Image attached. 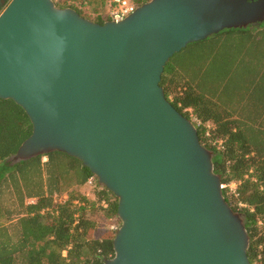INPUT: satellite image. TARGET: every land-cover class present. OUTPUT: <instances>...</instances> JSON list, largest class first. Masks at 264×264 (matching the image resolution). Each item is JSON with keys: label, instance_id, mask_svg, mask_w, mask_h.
<instances>
[{"label": "water", "instance_id": "1", "mask_svg": "<svg viewBox=\"0 0 264 264\" xmlns=\"http://www.w3.org/2000/svg\"><path fill=\"white\" fill-rule=\"evenodd\" d=\"M263 22L264 0H149L103 23L55 0H10L0 98L33 131L8 161L65 152L113 193L120 225L104 264H251L246 216L161 80L188 44Z\"/></svg>", "mask_w": 264, "mask_h": 264}, {"label": "trees", "instance_id": "2", "mask_svg": "<svg viewBox=\"0 0 264 264\" xmlns=\"http://www.w3.org/2000/svg\"><path fill=\"white\" fill-rule=\"evenodd\" d=\"M133 1L139 6L149 0ZM191 45L199 47L183 59H170L161 85L182 114L191 118L192 108L222 182H240L238 196L223 192L246 216L251 264H264V23L224 29ZM32 131L25 109L0 98V264H104L115 254V230L104 220L119 221L118 199L65 152L8 161ZM90 180L92 195L81 189ZM29 198L36 202L27 203Z\"/></svg>", "mask_w": 264, "mask_h": 264}, {"label": "built area", "instance_id": "3", "mask_svg": "<svg viewBox=\"0 0 264 264\" xmlns=\"http://www.w3.org/2000/svg\"><path fill=\"white\" fill-rule=\"evenodd\" d=\"M137 5L133 0H111L110 1V6L108 8V12H107V20H114V21H121L123 19H125L127 16H129L130 14H132L133 12H135V10L137 9ZM187 111L189 112L190 116H191V120L197 121L198 119L197 117L194 115L192 108H188ZM212 127L211 124H208V130H210V128ZM207 134H209V131L207 132ZM216 143H218V145L221 147L223 146V140H219ZM44 161L47 160V157L43 158ZM89 182H92V180H90ZM239 183L238 181H230V182H226L223 183L222 182V188L228 190V192L230 194H233L235 196L239 195L238 192V187H239ZM63 198H67V195L58 198L59 200H63ZM36 202L35 198H29L27 200V203L33 204ZM102 204L104 207H107L108 203L106 200L102 201ZM239 207H247V204L243 203V202H239ZM120 224L117 225H112L111 228L116 230L119 227ZM67 254V251H64V255Z\"/></svg>", "mask_w": 264, "mask_h": 264}, {"label": "crops", "instance_id": "4", "mask_svg": "<svg viewBox=\"0 0 264 264\" xmlns=\"http://www.w3.org/2000/svg\"><path fill=\"white\" fill-rule=\"evenodd\" d=\"M65 6H72L79 11H84L83 14H89L93 16L106 17L111 0H60ZM117 219L108 218L104 220V223L108 226L117 225Z\"/></svg>", "mask_w": 264, "mask_h": 264}, {"label": "rangeland", "instance_id": "5", "mask_svg": "<svg viewBox=\"0 0 264 264\" xmlns=\"http://www.w3.org/2000/svg\"><path fill=\"white\" fill-rule=\"evenodd\" d=\"M56 3L58 5H60L61 7H64L63 5H66L64 3H62L60 0H55ZM84 12V11H82ZM85 13V12H84ZM86 15H89V14H86ZM89 17H92L94 19H97L98 17L97 16H93V15H89ZM264 23V22H263ZM256 27V26H255ZM215 35V34H214ZM213 36V35H212ZM194 42L188 44L185 48H183L181 51H179L178 53H176L174 56L177 55V58L180 60V59H183L185 57H187L188 55H190L192 52L196 51L198 49V45H191L193 44ZM195 123V122H194ZM196 125V123H195ZM95 184L93 182H88L87 184H85L81 189L83 192H86L88 195H92V190L94 188ZM117 224H120V221H117Z\"/></svg>", "mask_w": 264, "mask_h": 264}, {"label": "flooded vegetation", "instance_id": "6", "mask_svg": "<svg viewBox=\"0 0 264 264\" xmlns=\"http://www.w3.org/2000/svg\"><path fill=\"white\" fill-rule=\"evenodd\" d=\"M10 0H0V10L4 8V6L9 2Z\"/></svg>", "mask_w": 264, "mask_h": 264}]
</instances>
